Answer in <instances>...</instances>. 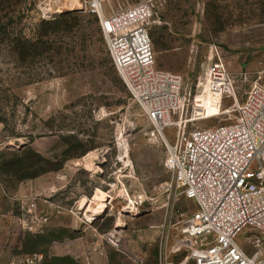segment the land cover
Segmentation results:
<instances>
[{"label":"rangeland","instance_id":"1","mask_svg":"<svg viewBox=\"0 0 264 264\" xmlns=\"http://www.w3.org/2000/svg\"><path fill=\"white\" fill-rule=\"evenodd\" d=\"M39 1L0 0V181L9 192L29 191L14 205L26 220L15 256L159 264L160 243L196 204L179 188L165 192V147L145 134L147 120L112 64L97 15L67 11L45 20ZM151 1L156 66L183 77L186 129L234 121L251 86L264 85V0ZM217 54L235 98L222 99L207 78ZM165 132L174 138V128ZM92 154L93 168L84 164ZM91 198L107 205L87 219L81 208ZM239 243L249 248L241 234ZM170 260L185 264L189 256L180 250Z\"/></svg>","mask_w":264,"mask_h":264},{"label":"built area","instance_id":"2","mask_svg":"<svg viewBox=\"0 0 264 264\" xmlns=\"http://www.w3.org/2000/svg\"><path fill=\"white\" fill-rule=\"evenodd\" d=\"M118 1L40 0L37 11L45 20L67 11L97 15L112 64L147 120L145 134L165 147L170 173L165 192L179 188L196 204L177 233L160 243L159 264H171L180 250L189 256L185 264H264V85L251 86L231 123L187 130L183 77L156 66L149 29L154 3ZM209 62L207 78L220 97L235 98L220 56H210ZM168 127L175 130L173 139L166 135ZM240 234L249 248L239 243ZM42 258L32 253L8 264H38Z\"/></svg>","mask_w":264,"mask_h":264},{"label":"crops","instance_id":"3","mask_svg":"<svg viewBox=\"0 0 264 264\" xmlns=\"http://www.w3.org/2000/svg\"><path fill=\"white\" fill-rule=\"evenodd\" d=\"M27 190L21 185L16 190L9 192L0 181V264H8L17 257L15 250L16 248L19 249L20 245H15V236L21 231L19 224L22 222L21 215L24 213L22 212L20 215L15 213L14 205L16 202H20L22 198L27 197L29 194ZM83 199L84 197L81 200ZM91 200L95 199L91 198Z\"/></svg>","mask_w":264,"mask_h":264},{"label":"bare ground","instance_id":"4","mask_svg":"<svg viewBox=\"0 0 264 264\" xmlns=\"http://www.w3.org/2000/svg\"><path fill=\"white\" fill-rule=\"evenodd\" d=\"M95 155L96 154L89 155V157L91 158L90 160H87L85 158L84 164L87 167L93 168V164H92L93 161H92V159H93V157ZM76 164H78V163H76ZM118 191L122 195H127L128 198L131 199L130 196L127 194V190H126L125 187H123L121 190H118ZM93 203H95V205ZM106 205H107V202H105V201H99V200H90V201H87L86 203H84L82 205V208H81L82 210H84L86 208V210L84 212V218L93 219V218L97 217V214L100 213V212H102L104 210V208L106 207ZM128 210H132V211L134 210V212H135V210H137V209H135V206H134L132 209H128ZM120 220H118V221H120ZM151 227H154V226H151Z\"/></svg>","mask_w":264,"mask_h":264}]
</instances>
